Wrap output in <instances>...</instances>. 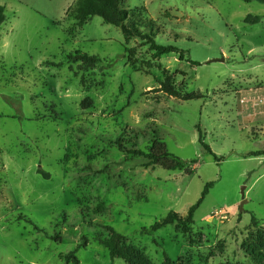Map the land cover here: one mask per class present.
Masks as SVG:
<instances>
[{"label": "rangeland", "instance_id": "374dc122", "mask_svg": "<svg viewBox=\"0 0 264 264\" xmlns=\"http://www.w3.org/2000/svg\"><path fill=\"white\" fill-rule=\"evenodd\" d=\"M75 3L0 0V264H65L85 240L79 264H126L105 249L107 228L152 264H254L242 242L252 217L264 227V156L251 155L264 154V18L244 19L264 16V3L126 0L127 11L143 8L158 45L184 51L194 67L176 54L152 60L97 16L75 29ZM125 47L135 48L134 68ZM74 52L101 68L78 71ZM166 75L204 98L149 92ZM157 136L169 153L197 160L192 174L145 169L116 145L145 150ZM207 184L193 225L150 231L170 212L185 218Z\"/></svg>", "mask_w": 264, "mask_h": 264}, {"label": "trees", "instance_id": "16d2710c", "mask_svg": "<svg viewBox=\"0 0 264 264\" xmlns=\"http://www.w3.org/2000/svg\"><path fill=\"white\" fill-rule=\"evenodd\" d=\"M243 2H250L252 0H240ZM260 3H264V0H256ZM126 0H76L73 15L69 19L76 21V28L79 29L84 26L91 18L100 17L105 24L112 25L121 30L125 40V44L128 45L131 40H140L143 47H147L151 52L152 60H160L162 57L169 54L178 55L179 61L190 62L194 67L196 64L189 58H185V52L180 51L177 48L170 46H161L155 42V35L152 32L153 23L143 18V8L127 11L124 9ZM69 16V14H68ZM264 16L247 15L244 19L245 24H258L262 21ZM5 22L4 9L0 7V26ZM135 48L125 47L127 64L132 68L135 67L137 60L133 58ZM70 61L78 64V71H93L100 69L99 64L102 60L96 56H90L80 52H74L69 54ZM59 64L58 66H60ZM147 67H150L149 63H146ZM78 73V72H77ZM149 75L148 72H145ZM182 76H186L185 73ZM84 83V80L82 81ZM159 87L149 92H159L167 97L174 98L180 101H192L204 98L200 93H187L184 90V94L176 87L175 80L169 76H164L162 81L157 82ZM92 105V101L85 99L82 102V106ZM200 145L205 149L206 153L212 154L209 147L203 141V135L200 133L199 138ZM117 148L132 158L141 159L143 161L142 167L145 169L155 167L162 168L166 171H184L186 174H192L193 170L190 166H195L197 160L185 161L168 152L165 142L159 137H154L149 144V147L145 150H126L124 145L121 144V140L116 143ZM253 157L264 156L262 153H253ZM215 160H218L214 157ZM38 174H42L44 178L48 179L49 175L45 174L41 169H37ZM212 184H207L204 188L200 201L189 208L187 216L181 217L175 212H170L164 219L156 222L151 228V232H155L165 226L173 225L181 230H186L189 226L193 225V214L195 209L204 199L208 193ZM17 220H23L31 225L38 232H42L37 225H35L29 218L19 215ZM251 227L253 231L250 234V238L242 242V249L252 260L254 264H264V227L252 217ZM111 232V235L103 243L105 249L109 252L111 258L121 259L126 264H152L146 254L139 248L128 244L125 241V237L116 233L113 229L107 228ZM147 233V231H145ZM52 239L58 240L57 237ZM86 240L83 244L78 245L74 251L69 252L65 256H61L65 260V264H79L77 257L75 256L79 248L86 246ZM164 264H170L167 259Z\"/></svg>", "mask_w": 264, "mask_h": 264}, {"label": "water", "instance_id": "95a60500", "mask_svg": "<svg viewBox=\"0 0 264 264\" xmlns=\"http://www.w3.org/2000/svg\"><path fill=\"white\" fill-rule=\"evenodd\" d=\"M216 61H221V62H223V59H221V60H216ZM243 194H244V193H242V195H243ZM246 203H247L246 200H243V201L241 202V204H240V208H239L240 212L243 211V206H244Z\"/></svg>", "mask_w": 264, "mask_h": 264}]
</instances>
